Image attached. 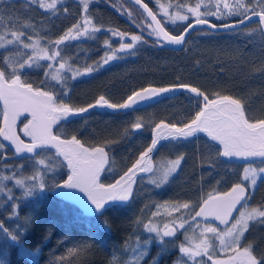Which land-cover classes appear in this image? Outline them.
<instances>
[{"label":"trees","instance_id":"1","mask_svg":"<svg viewBox=\"0 0 264 264\" xmlns=\"http://www.w3.org/2000/svg\"><path fill=\"white\" fill-rule=\"evenodd\" d=\"M97 1L88 0L90 3L88 17L98 27L125 34L138 32L136 27H127L125 21L109 8H94ZM105 1L114 6L117 3L116 0ZM145 2L159 15L157 12L160 9L159 3L173 4L175 11L178 9L177 12L181 13L185 12L186 7L195 6L199 0H145ZM244 2L247 4L248 0ZM256 2L257 0H252V6H255ZM81 3V0H67V6L58 10L61 14L59 18L52 13H45L38 4H26L23 0H9L8 8L13 10L15 23L10 29L0 27V35H8L11 31H23L25 37H31V39H24L25 42L28 41V44H31L34 39L51 44L72 28L75 19L83 17L84 10ZM177 5L183 7L180 8ZM135 11L137 15L141 14L139 10L135 9ZM210 19L214 23H220L214 18ZM184 24L167 26L164 23L173 35L180 34ZM25 25L28 26L25 27ZM140 25L143 27L144 24L140 23ZM255 27V23L250 27H244L243 34L240 29L222 33L202 29L193 33L181 50H175L167 45H157L152 37H144L142 43L137 45L131 55L132 59L130 56L126 57L129 59L125 61V64L118 65L105 77L94 74L79 83L63 77L60 84L73 90V95L68 100L63 97V102L74 108H81L96 101L100 96L110 99L112 92H115L120 95L117 99L118 103L125 101L133 92L146 87H165L182 83L199 88L210 99L217 93L240 99L245 104L250 117L262 119L264 118V48L260 47L259 42H250L253 41V37L247 36V32ZM103 43L104 40L101 41L100 46ZM1 53L3 55H0V67L4 66V57L16 63L27 59L30 54L27 50L23 51L16 47L7 51L3 50ZM63 54L64 50L61 48V55ZM75 54L73 50L72 55L75 56ZM69 55L70 53H66L63 56L68 58ZM93 63L95 62L88 58L84 61L86 67ZM46 66L26 69L21 74V79L25 83L32 84L34 88L51 90L54 95H57L60 88L57 81L51 79V73ZM45 72L50 74L47 85L43 83L46 80ZM57 99L60 100L59 95ZM112 102L116 103L115 100ZM196 110L197 105L195 101H191V95L182 93L178 97L166 99L131 114H111L97 118L92 116L87 122L77 123L68 129L64 130L60 127L57 133L67 137L76 136L85 146L104 147L110 152L112 171L108 170L103 179V183L107 184L114 182L126 172L139 159L140 154L150 146L153 136L152 128L155 124L163 121L176 124L178 127L182 126L190 121ZM137 121L144 126L141 134H135L131 127ZM0 126H2V120H0ZM132 135H134L133 138L129 139ZM198 139H204L217 146L207 138ZM182 143L186 142L164 143L166 146L161 147L155 157L156 166L172 157L178 145ZM4 151L6 155H12L6 146ZM219 160L224 162L220 156ZM20 164L24 165L23 171H20L18 167ZM251 165L257 168L264 166L261 165V161ZM13 168L17 170L18 178L32 174L27 161L4 162L0 159V174H10ZM63 171L66 173L68 170ZM148 177L149 175L139 179L130 204L105 211L102 216L86 215L76 205L53 196L52 190L39 192L34 197H24L23 189L15 188L7 181L2 182L14 189L16 202L19 203V216L10 219L11 208L0 202V222H3L13 234L17 231V225H23L29 219L31 223L26 225V231L19 230V241L11 240L3 231H0V264H109L114 253L120 261L127 259V254L123 253L125 243L134 246L137 236L141 241L149 236L143 225L136 223L137 219L143 220L144 223L149 220L154 221L152 213L156 210L155 206L138 200L143 187L142 183ZM63 178L65 177L56 176L55 179L62 182ZM48 182L51 187V174L48 176ZM250 207L264 210V181L252 197ZM104 223L107 224V228L101 227ZM245 236L248 243L255 245L257 254L264 253V223L251 221ZM178 240H175L176 244L185 242L183 236ZM73 249L75 251H72ZM158 251V245L153 243L143 264H151ZM213 253V259H224L226 255L231 254ZM179 257L178 249L171 246L169 251L160 257L159 264H173Z\"/></svg>","mask_w":264,"mask_h":264},{"label":"snow or ice","instance_id":"2","mask_svg":"<svg viewBox=\"0 0 264 264\" xmlns=\"http://www.w3.org/2000/svg\"><path fill=\"white\" fill-rule=\"evenodd\" d=\"M9 0H0V27L10 29L14 26L15 20L13 10L8 8ZM26 4H38L40 8L45 10H55L57 0H23ZM137 5H142L146 10L147 16L151 17L149 28L152 30L148 32L149 36H155L154 41L157 45H174L181 46L186 43V35L196 30L197 26L202 28L206 26L208 30L218 31L220 29L235 32L237 29L241 30L244 27H250L255 18V28H251L247 32V36L253 37V41L259 42L261 48H264V0H257L256 5L252 6V0H248L245 4L244 0H235L234 3L230 0H215L211 7L204 5V10H201L203 0L195 3V6L187 8V14H177L174 17H169L167 10L164 16L175 23L176 20L186 22L180 34L172 35L161 26L160 21L157 20L156 15L148 7V4L143 3V0H134ZM182 8V5H177ZM67 9H65L66 11ZM83 10H88V0H83ZM189 17L193 19L189 21ZM210 18H214L220 23H214ZM5 21L7 22L5 24ZM155 27H152V23ZM90 18L85 17L83 20L84 28L80 31L81 25H74L76 29L75 35H71L72 29L55 40L50 46L53 49L58 48L68 40H75L81 35L88 33V26L91 25ZM28 25H25L27 27ZM99 32V28L93 29ZM12 39H7L5 35H0V49H5L6 46H16V48H32L33 53L22 62L13 63L7 57L3 59V67H0V159L6 157L5 143L7 141L13 147V154L19 159L29 162L32 169V174L26 177L18 178V172L13 168L10 174H0V202L5 206L11 208V218H18L19 203L16 202L14 189L9 187V184L2 183L7 181L15 186V188L23 189L24 197H34L39 192L51 191L54 189H78L87 197L84 201L82 197L77 198L84 207L92 210L94 206L95 212L101 216L105 211L116 209L126 205L134 197V185L136 183L135 177L139 173L152 172V158L151 153L156 151L159 147H165L162 141L169 143L179 140L194 137L197 133H206L213 142H218L217 155L223 158H243L249 160L250 158H260L261 165H264V118L254 119L247 114L245 104L240 99L233 98L230 95L215 94L213 98H209L199 88L190 86L188 84L177 83L165 87H146L135 91L132 95L120 104L110 103L103 96L94 104H89L87 107L74 108L70 104L63 102V97L68 95L69 89L66 85L60 84V77L52 75L51 79L56 80L60 88L57 95L60 96L58 101L57 95L53 92L44 91L41 88H33L32 84L25 83L21 79V74L26 70L33 69V67H44L40 65V60L56 61L60 57V51H53L50 55L47 48L39 47L37 40L33 44L24 42V39H31L30 36L25 37L23 31H11ZM116 35V33H112ZM119 35L123 36V33ZM141 36L133 35L131 40L133 42L141 41ZM134 48V43H121L119 50L125 52ZM129 54H132L129 52ZM0 55H3L0 53ZM103 60V64H108L109 61L117 59L116 53L107 55ZM63 60V57H61ZM52 69V64L46 66ZM66 69V62H59V70ZM72 72V78L91 73L96 69L87 67L81 73L78 70H73L71 67L67 69ZM49 72H45L46 80L43 82L46 85L49 83ZM186 90L191 94V101H195L197 110L189 122L182 126L176 124H169L161 121L152 128L154 135L151 138L150 146L143 151L139 159L119 176L112 183L101 182V173L105 171V166L109 165V155L104 147H86L76 136L70 139H62L60 135L53 133V126L61 121H69L70 118H75L83 113H86L91 108L107 107L110 109H131L138 108L141 103L151 104L159 102L166 94L176 91ZM169 98H171L169 96ZM202 101V104H201ZM29 113L31 118L25 117L26 122L23 123L22 135L27 138L21 139V135L17 132V121L19 117ZM132 130L142 129L144 126L137 121L132 124ZM222 146V147H221ZM184 157L181 155L175 160L167 162L166 166H162L159 172V178L152 180L156 187H161L166 184L171 174L175 173L179 168ZM20 171H23L24 165L20 164ZM67 169L65 173L63 170ZM109 167V172H111ZM243 180L248 181L254 188L260 176H264V166L257 169L253 168L251 164L243 169ZM251 173V175H249ZM51 174L52 184L49 187L48 176ZM56 176H63L62 182L56 181ZM248 189L243 183L235 184L229 192L212 194L208 193L207 197L203 199L202 203L196 206H191L189 203L175 206L173 210L179 211L181 208L190 210L192 213V220L195 221L197 217L214 218L225 226L224 230L218 227H213L210 224L206 225L201 230V237L199 242L195 238L190 239L187 235L188 228L192 227L189 223L188 217L184 216L179 221H172L171 223H164L162 227L149 220L144 223L143 220L137 219L138 225H143L149 235L144 241H141L139 236L136 237L134 246L125 243L123 253L127 254L128 258L120 261L119 257L114 253L109 264H143L147 257L152 243L155 242L159 251L152 259L151 264H159L160 257L169 251V244L174 245L180 257L173 262V264H264V253L257 254L254 244L248 243L245 233L249 230V222L264 223V210L252 209L246 211L244 209L248 206L250 196L247 194ZM64 198H74V193L71 191H61L58 193ZM11 202V203H9ZM240 205V208H237ZM163 207H167L164 205ZM198 208V210H197ZM236 212L237 215L233 216ZM159 214V206L157 211L152 213V216ZM171 215V212L167 213ZM231 222V223H230ZM29 219L23 225H17L15 234L9 231L0 222V231L10 237L13 241H19V230L26 229V225L30 224ZM102 228H107V224L101 225ZM184 230L181 234L184 235V243L176 244L175 240L177 232ZM211 233L218 243V248H214L213 244L205 234ZM212 251L223 252L226 255L224 259H213L210 253ZM87 249H85L86 251ZM72 251H75L73 249ZM199 258V259H197ZM206 258V260H205Z\"/></svg>","mask_w":264,"mask_h":264},{"label":"rangeland","instance_id":"3","mask_svg":"<svg viewBox=\"0 0 264 264\" xmlns=\"http://www.w3.org/2000/svg\"><path fill=\"white\" fill-rule=\"evenodd\" d=\"M214 2L215 0H203L201 10L202 11L204 10V5H207L210 7L211 4ZM230 2L234 3L235 1L233 2L232 0H230ZM123 6L128 11L129 17L135 21V23L137 24V27L141 31L143 30L144 33L148 35V32L151 31L152 29L149 28L148 26L150 21H148L149 20L148 18H147L148 20H146L145 14L141 12L136 6L133 5L135 9L140 11L141 13L140 15L144 16L142 17L144 18L143 20L144 25L142 27L140 23L138 22V17H135V16H138L135 9L130 8L125 3ZM159 7L160 9L157 10L159 15H157L154 10L153 11L157 15V17L159 18V20L161 21V23L163 24L165 28L169 26L170 24L178 25V24L186 23L180 20H176L175 23H172L170 19L164 16V12L165 10H167L169 17H174L177 14L184 15V14H187L188 7H186L185 12H181V13L177 12L179 11L178 9L177 11H175L176 8H174L175 5L173 4L159 3ZM190 19H193V18L189 17V20ZM164 23L167 26H165ZM135 35L141 36L142 39L140 42L138 41L139 43L131 42V43H134V50L137 48L138 44L142 43V41L144 40V37H146L144 35H141L140 33L135 34ZM6 38L12 39L8 37ZM156 38L154 39L156 40ZM31 42H32L31 44H33L36 41L33 40ZM39 47L47 48L49 54L50 55L52 54L48 47H45L44 45H41L40 43H39ZM27 52L30 53V54L28 53L29 55H32L33 49L30 48L28 49ZM46 61L47 60H40L39 63L41 62L40 64H43ZM49 71L51 73V76L58 75L60 78H63V74L62 72H60V70H57L52 67V69H49ZM22 128L23 126H21L20 131L22 130ZM185 142L186 143H182L178 145L172 157H170L169 159L163 160L161 164L156 166L154 171L151 174H149V177L144 181V183H142L143 187H142V191L139 193L138 200L141 202H145L146 204L154 205L156 208L155 212L157 211V207L159 206V214L157 216H153L154 218L153 223L159 225L160 227H162L164 223H171L172 221H179L184 216H187L189 223L192 224L191 228H188L187 224L185 225V227L188 229L187 235L189 236L190 239L195 238L196 242H199V239L202 238L200 235L201 230L206 225L197 224V222L193 223V220L191 219L192 213L190 212V210L181 208L179 211H175L173 210L174 207L178 205H182L184 203H189L190 207L196 206L199 203H202L203 199L207 197L208 193L217 194V193L226 192L229 189H231L235 184L243 183L250 190V199L248 200V206L244 210L251 211L253 209L250 207L251 199L255 195L260 184L264 181V176H260L258 178L257 184L253 188L248 181L243 180V175H244L243 169L245 167H248L249 165H240V164L229 163V162H221L219 160V156L217 155L216 146L210 144L204 139H197L191 142L189 141H185ZM108 153L110 155L109 151ZM181 155L184 157V159L181 161V164L179 168L176 170V172L171 174L166 184H164L163 186L159 188L156 187L152 183V180L159 178V172H160L161 167L166 166L168 161L175 160ZM6 156H10V155H6ZM251 166L257 169L258 171L259 168L253 165ZM107 172L108 170L106 171V173ZM249 175H251V173H249ZM164 205H167V207H163ZM168 212H171V215H168L167 214ZM250 222H249V225H250ZM183 231L184 230L177 232V236L178 237L180 236V238H182V236L184 237V235L181 234ZM149 235L154 236L155 234H149ZM205 235L209 239V242L213 244V247L218 248V243L213 237V235L211 233H207ZM153 243L156 245L155 242ZM169 245L170 246L168 247L174 246L171 244ZM213 252H216V251H212L210 249V253L212 256L214 255ZM219 253L221 255L225 254L223 252H219Z\"/></svg>","mask_w":264,"mask_h":264},{"label":"flooded vegetation","instance_id":"4","mask_svg":"<svg viewBox=\"0 0 264 264\" xmlns=\"http://www.w3.org/2000/svg\"><path fill=\"white\" fill-rule=\"evenodd\" d=\"M76 1H78V0H76ZM81 1H82L81 7L83 8V0H81ZM116 1H117V3L114 6V5L106 2L105 0H98L97 1L98 3L96 5V7H94V8H99V9L100 8H103V7L109 8V10L114 11L118 16H120L125 21V25L127 27H131V26L136 27V29L138 31L136 34H139L140 33L141 35L146 36V38H151L152 36L147 35L146 33H144L143 30L141 31L137 27V24L135 23L134 20H132L129 17L128 11L123 6L124 3H125L124 1H126L128 4H130V5H128L130 8H133L134 9V6L135 5L133 6V4L131 2L129 3V1H127V0H116ZM143 1L145 2V0H143ZM48 2L50 3L51 0H48ZM145 3L148 4L147 2H145ZM66 4H67V0H57V5H56V9L55 10H45V9H42V8H41V10H43L45 13H52L53 16L60 18V15L61 14L58 12V10L61 9V8H63L64 6H67ZM100 4H104V5L102 6ZM89 8H90V3L88 2V10H87V12H84L82 18H79V19H75L74 20V25H77V24H80L81 25V28H80V31L81 32L83 31V28H84L83 20H84L85 17H88V12L90 10ZM151 9H152V7H151ZM142 17H144V16L143 15H140V14L138 15V22L141 23V24H144V22H143L144 18H142ZM145 17H146V15H145ZM146 20H148L147 17H146ZM91 21H92V23H91V25L88 26L89 31H88L87 34L81 35V36L77 37V39H75V40L71 39V36H70L68 40L64 41V43L62 45H60L58 48H55V49H53L50 46L52 43L51 44H48L46 42H40V40H38V39H34V41H37L38 40L41 45H44L45 47H48L50 49L51 53L54 50L55 51H60V57H57V60L56 61H46L43 64H40L41 63L40 62L39 64L40 65H48L49 63H51L53 68L59 70V62H66V69L65 70H60V72H62V74H63V77L66 78V79H70V80L74 81L75 83H79V81L84 80V79H88V78H90L94 74L103 75L105 77L107 74L111 73L112 70L116 69L118 65L125 64V61L127 59H129V58H126V57L130 56V59H132L131 58V55L134 52L133 51L134 48L131 49V50H127L125 52H120L118 50H119V47H120V44L121 43H131V42H133L131 40V37L133 35H135V34H129V33L128 34H125V33H123L124 35L121 36V35H119L120 34L119 32L112 31L110 29H103L101 27H98L92 19H91ZM74 25L72 26V28H70V29H72L71 35H75V33H76V29L74 28ZM95 28H99L100 31L99 32L93 31V29H95ZM112 33H116V35H112ZM5 36L8 37V38H12L10 34L5 35ZM152 38L154 40V38H156V37L153 36ZM102 40H104V43H103L102 46H100ZM25 43H28V41L25 42ZM89 45H90V47H86V46H89ZM6 47H7V49H10V48H14L16 46L13 45V46H6ZM61 48L64 50V54L63 55H65L66 53L67 54L70 53V55H69L68 58H67V56L61 55ZM87 48L88 49L90 48V49L89 50H85ZM20 49H22L23 51L24 50H27L28 51V49H30V48L24 49V48L20 47ZM80 49L82 51H80ZM3 50H5V49H0V53ZM73 50H75V52H76L75 56L72 55ZM129 52H131L132 54H129ZM106 53H107V55H112L113 53H116V55H117L118 58L115 59V60L109 61L108 64H103V60L107 58ZM71 55L73 57H71ZM61 57H63V60H61ZM87 58L89 60L92 59L95 62L93 64H90L88 67H92V68H94L96 70L93 71V72H91V73H88V74H84V75H81V76H77V77H75L73 79L72 78V72L71 71H68L67 69L69 67H71L73 70H78L81 73H83L84 72V69L87 68L84 65V61ZM71 95H73V90L70 88L69 91H68V95L65 96L64 99L68 100L71 97ZM119 96L120 95H118L117 93L112 92L111 98H110L111 100L109 98H106V97H104V98L108 102H110V103H113L112 100H115L116 101L115 104L123 103L124 100H122L121 102H118L117 103V99H118ZM96 101H94L92 103H89V104H94V103H96ZM144 109H146V108H144ZM144 109H140V110H136V111H142ZM133 112H135V111H131V112H127V113H122V112L112 113V112H109V111H106V110H102V109L93 110L91 113H89V114H87V115H85V116H83L81 118L72 120V121L67 122L65 124H62L60 127H61V129L64 128V130H65V128L68 129V127H71V126H73V125H75L77 123L87 122L88 119L91 118L92 116H95L97 118L98 116H100V117L101 116L102 117L103 116L104 117H107V116H109L111 114H126L127 115V114H131ZM22 126H23V124H22ZM58 129L56 130V134L57 135H59L57 133ZM143 129L144 128H142L140 130H136L135 131L136 133L135 132L134 133L135 134H141L142 131H143ZM133 136L134 135L130 136L129 139H132ZM62 137L66 138V139H70L72 136H69V137L62 136ZM24 139L27 140V138H25V137H24ZM194 222H197V224H201V225H209L210 224V223H205V222L198 221V220L193 221V223ZM210 225L211 226H214V227H218L220 230L225 229V227L223 228V227H220V226H218L216 224H210ZM172 239L178 240V239H180V236L178 237L176 235V238L174 237Z\"/></svg>","mask_w":264,"mask_h":264},{"label":"water","instance_id":"5","mask_svg":"<svg viewBox=\"0 0 264 264\" xmlns=\"http://www.w3.org/2000/svg\"><path fill=\"white\" fill-rule=\"evenodd\" d=\"M127 1L131 2L133 5H135L137 8H139V9H140V10L146 15V17L149 19V21H151V17H148V16H147V12H146V10L143 9L142 5H137V4H135V3H134V0H127ZM143 3H145V2L143 1ZM148 7L151 9V7H150L149 5H148ZM151 10H152V9H151ZM152 12H153L154 15H156V14L154 13L153 10H152ZM156 18H157V20H159V18L157 17V15H156ZM159 21H160V20H159ZM253 23H255V18H254V20H253ZM253 23H252V24H253ZM160 24H161V26H163V24L161 23V21H160ZM152 25H153V27H155V23H154V22L152 23ZM163 27H164V26H163ZM164 28H165V27H164ZM202 29H206V30H208V29L206 28V26L203 27V28H202L201 26H197L195 31L191 32L189 35H186V37H185L186 42H187V40L189 39V37H190L193 33L197 32V31H199V30H202ZM165 30L167 31L166 28H165ZM237 30H238V29H237ZM209 31L214 32V33L229 32L228 30H224V29H220V30H218V31H213V30H209ZM170 34H171V33H170ZM172 35H173V34H172ZM156 39H157V38H156ZM185 44H186V43H185ZM185 44H184V45H185ZM184 45H181V46L168 45V46L174 48L175 50H181V49L183 48ZM33 88H34V87H33ZM44 91H45V90H44ZM182 93H188V92H187L186 90H182V91H176V92H173V93H170V94H166V95H165V96H164L159 102H162V101H164V100H166V99H170L169 96H170L171 98L178 97V96H180ZM188 94H189V93H188ZM190 95H191V94H190ZM159 102H153V103H151V104H148V103H141V104L139 105L138 108H131V109H115V110H114V109H110V108H107V107H103V108H102V107L97 106L96 108H91V109H89L88 112L83 113V114H81V115H79V116H76L75 118H70L69 121H61V122H59L58 124L54 125V126H53V133L56 134V130H57L62 124H65V123H67V122H70V121L75 120V119H78V118H81V117H83V116H85V115L91 113L93 110H99V109H102V110H106V111H109V112H112V113H119V112L127 113V112H131V111H136V110H140V109L148 108V107H150V106H154V105H156V104L159 103ZM0 105H2V101H0ZM25 117H27L28 119L31 118V116H30L29 113H24V114H22V115L19 117V119H18V121H17V132H18V134L21 135V139H24V138H23V135L21 134L20 128H21L22 124L26 121ZM165 123H166V122H165ZM153 135H154V133H153ZM203 137H204V138H207V139H209V140L211 141V138H210L206 133H203V132H201V133H197L194 137L188 138V139H186V140H185V139H179V140H176V141H184V142H185V141H191V140H195V139L203 138ZM61 138H62V137H61ZM62 139H64V138H62ZM65 139H66V138H65ZM1 140H2V138H1ZM25 141L27 142V140H25ZM166 142H167V141H162L161 143L164 144V143H166ZM211 142H213V141H211ZM4 143H5V146L11 151L12 155H10V156H6V157L3 159V161H4V162H7V161L10 162V161H15V160H21V159H19L17 156H15V155L13 154V147L10 146V143L7 142V141H4ZM213 143L218 144V142H213ZM86 147H88V146H86ZM221 147H222V146H221ZM160 148H161V147L158 146V149H157L156 151H154L153 153L150 154V156H151V158H152V168H153V171H154V169H155V167H156L155 157H156V155H157V153H158V151H159ZM105 151H107V150L105 149ZM107 152H108V151H107ZM108 155H109V153H108ZM221 159H222L224 162L235 163V164H240V165H249V164H253V163H255V162H259V161H260V158H250L249 160H245V159H243V158H232V159H227V158H223V157H221ZM109 167H110V155H109V165H106V166H105V171L101 173V182H103V179H104L105 173H106L107 170H109ZM153 171H152V172H153ZM152 172H148V173H139V174L135 177V179H136V183H135V185H134V195H135V192H136V189H137V186H138V181H139V179H140L142 176H147V175L151 174ZM244 186H245L246 189H248V193H247V194L250 196V190H249V188H248L246 185H244ZM230 190H231V189H229V190L226 191V192H229ZM61 191H65V192L71 191L72 193H74V198L68 199V198L61 197L60 195H58V193L61 192ZM222 193H225V192H222ZM52 194H53V196H55V197L58 198V199H61V200L66 201V202H68V203H70V204L76 205L78 208H80V209H81L86 215H88V216H100L99 213L95 212V210H94V206H91V205H90V202H87V203H88L89 207H90L92 210H89V208L84 207V205L81 204V203L79 202V200H78L77 198L82 197L84 201H87V197H86V195H85L84 193L80 192L78 189H74V190H67V189H54V190H52ZM217 194H218V193H217ZM131 201H132V200H131ZM131 201H130V202H131ZM130 202H128L126 205L130 204ZM237 208L239 209V208H240V205H237ZM235 215H237L236 212L233 213V216H235ZM196 220H198V221H202V222H205V223L216 224V225H218V226H220V227H223V228L225 227V226L222 225L218 220H214V218H211V217H209V218H207V219H205V218H201V217H197ZM230 223H231V222H230Z\"/></svg>","mask_w":264,"mask_h":264}]
</instances>
